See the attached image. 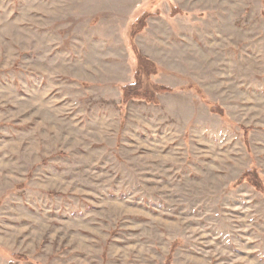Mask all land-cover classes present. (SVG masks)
<instances>
[{"label": "rangeland", "instance_id": "obj_1", "mask_svg": "<svg viewBox=\"0 0 264 264\" xmlns=\"http://www.w3.org/2000/svg\"><path fill=\"white\" fill-rule=\"evenodd\" d=\"M0 264H264V0H0Z\"/></svg>", "mask_w": 264, "mask_h": 264}, {"label": "trees", "instance_id": "obj_2", "mask_svg": "<svg viewBox=\"0 0 264 264\" xmlns=\"http://www.w3.org/2000/svg\"><path fill=\"white\" fill-rule=\"evenodd\" d=\"M125 93H129L130 96L135 95V96H141L142 98H148V99H152V97H149L148 95L146 96L145 94H141V93H137V92H129L128 91V87H125ZM159 91H166L169 90L168 87H159L157 88ZM216 110V109H215ZM242 179L246 180L252 187H254L257 190H262V185L259 179H257V176L252 173L251 171H246L243 176Z\"/></svg>", "mask_w": 264, "mask_h": 264}]
</instances>
